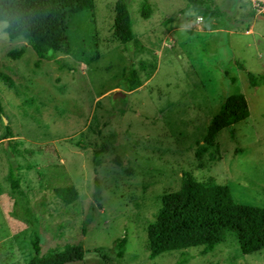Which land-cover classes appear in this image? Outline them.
I'll return each instance as SVG.
<instances>
[{
  "label": "rangeland",
  "instance_id": "rangeland-1",
  "mask_svg": "<svg viewBox=\"0 0 264 264\" xmlns=\"http://www.w3.org/2000/svg\"><path fill=\"white\" fill-rule=\"evenodd\" d=\"M115 1L93 0L90 10L71 16V51L37 65L26 39L8 38L0 21V74L15 85L0 77L6 118L0 120V264H24L32 233L41 251L77 243L83 258L71 264H103L97 247L112 264H264V248L242 254L233 237L206 253L191 247L149 258L145 234L160 195L178 189L183 171L227 184L237 200L264 207V19L248 0H213L218 12L208 15L184 11L186 0H148L147 18L140 16L141 0H126L134 37L126 51L112 34ZM21 47L19 57L8 54ZM130 56L140 84L125 91L119 73ZM247 71L256 76L255 87ZM233 93L245 96L248 116L220 130L209 146L202 141L206 126ZM5 126L11 136L2 138ZM76 140L104 145L102 162L93 166L92 147ZM10 144L20 151L13 158L23 200L33 207L43 202L47 211L34 226L10 213ZM60 165L63 179L52 168ZM65 183L78 194L68 207L52 194Z\"/></svg>",
  "mask_w": 264,
  "mask_h": 264
},
{
  "label": "trees",
  "instance_id": "trees-1",
  "mask_svg": "<svg viewBox=\"0 0 264 264\" xmlns=\"http://www.w3.org/2000/svg\"><path fill=\"white\" fill-rule=\"evenodd\" d=\"M184 11H196L208 15L218 12L213 0H186ZM93 7V0H0V21H4L7 37L13 39L21 36L35 51L37 65L42 59H54L57 51L69 53L70 43L66 36V26L69 18ZM114 16L112 23L113 36L127 46L133 41L132 19L129 3L126 0L114 2ZM139 13L143 18L149 17L151 5L148 0H141ZM23 48L10 50L8 54L17 58ZM129 62L121 67L119 86L125 91H131L140 84V77L132 56ZM247 80L250 86L257 85L256 76L247 71ZM1 79L8 87L14 88V82L7 75L0 74ZM34 102L32 97L27 99ZM249 109L245 96L242 93H233L226 96L218 110L211 117L202 136V141L211 146L215 135L223 128L243 120L248 116ZM3 110L0 105V120ZM232 134V133H231ZM7 126L4 127L2 138L10 137ZM81 147H92V164L97 166L102 162L101 153L106 149L104 145L94 147L82 140L74 141ZM20 151L13 144L7 146L8 174L7 179L12 195L10 213L34 226L45 214L43 202H36L34 207L23 200L19 186V166L13 156ZM200 158V151L196 152ZM119 164L117 156L112 158ZM54 168L60 178L66 173L60 165ZM53 197L62 206H71L77 203L78 194L71 183L57 185L52 189ZM93 199H101L100 187L97 178H94ZM146 250L149 258L172 250L184 251L191 247H199L201 253H206L223 242L227 237H233L242 254L254 253L264 248V207L255 206L237 200L227 184L216 183L210 178L196 179L190 172L183 171L177 190L160 195V206L154 217L145 227ZM32 254L24 264H71L82 260L83 250L77 243L64 242L41 251L39 239L32 233L29 239ZM124 238L116 240L117 256L122 254ZM103 264H112L102 247L95 248ZM186 260V257H183Z\"/></svg>",
  "mask_w": 264,
  "mask_h": 264
},
{
  "label": "built area",
  "instance_id": "built-area-1",
  "mask_svg": "<svg viewBox=\"0 0 264 264\" xmlns=\"http://www.w3.org/2000/svg\"><path fill=\"white\" fill-rule=\"evenodd\" d=\"M254 14H264V0H248Z\"/></svg>",
  "mask_w": 264,
  "mask_h": 264
},
{
  "label": "water",
  "instance_id": "water-1",
  "mask_svg": "<svg viewBox=\"0 0 264 264\" xmlns=\"http://www.w3.org/2000/svg\"><path fill=\"white\" fill-rule=\"evenodd\" d=\"M257 17L264 19V15H257ZM1 118H2L3 123H5L6 122V118L2 114H1Z\"/></svg>",
  "mask_w": 264,
  "mask_h": 264
},
{
  "label": "clouds",
  "instance_id": "clouds-1",
  "mask_svg": "<svg viewBox=\"0 0 264 264\" xmlns=\"http://www.w3.org/2000/svg\"><path fill=\"white\" fill-rule=\"evenodd\" d=\"M259 15H262V14H259Z\"/></svg>",
  "mask_w": 264,
  "mask_h": 264
}]
</instances>
